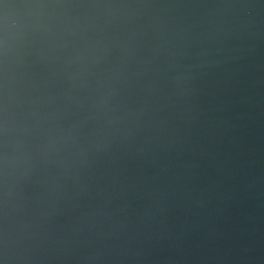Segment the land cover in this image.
<instances>
[{
    "label": "clouds",
    "instance_id": "obj_1",
    "mask_svg": "<svg viewBox=\"0 0 264 264\" xmlns=\"http://www.w3.org/2000/svg\"><path fill=\"white\" fill-rule=\"evenodd\" d=\"M0 264H264V0H0Z\"/></svg>",
    "mask_w": 264,
    "mask_h": 264
}]
</instances>
